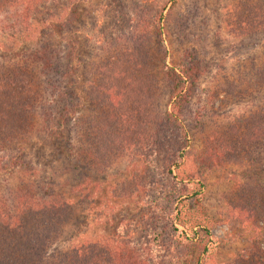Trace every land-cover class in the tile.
<instances>
[{"label": "rangeland", "instance_id": "obj_1", "mask_svg": "<svg viewBox=\"0 0 264 264\" xmlns=\"http://www.w3.org/2000/svg\"><path fill=\"white\" fill-rule=\"evenodd\" d=\"M61 3L67 1L59 3L63 8ZM72 5L82 15L74 21L77 30L61 28L54 36L63 60L79 69L72 79L87 75L85 69L95 73V65L113 59L117 69L125 71L118 85L126 89L116 98L117 104L129 108V113L139 106L143 110L123 123L114 113L110 117L101 113L99 101L88 97L93 87L80 82L81 88H75L83 101L70 113L76 130L73 157L82 144L98 155L102 168L94 178L102 183L103 192L92 201L80 202L53 249L102 237L124 238L137 247L138 256L150 257L151 264H178L188 250L170 224L177 191L184 184L203 185V202L213 228L208 251L197 264H253L255 260L263 264V0H72ZM139 5L142 10L136 8ZM164 5L161 32L167 55L153 23ZM15 18V13L0 12V80L5 75L3 64L11 69L22 64L25 55L20 52L29 46L11 29ZM137 22L143 27L133 39ZM138 36L147 40L141 54L149 67L146 71L126 52ZM66 53L70 54L67 60ZM190 55L201 63V75L180 124L175 125L166 120L172 107L171 83L162 66L183 63ZM33 83L13 77L0 82V105L12 110L24 97L43 94L58 116L63 104H55L43 79L36 88ZM71 102L79 103L74 98ZM99 121H105L107 128L96 130ZM67 123L56 126L65 134ZM153 133L156 146L148 144ZM63 135L60 142L48 144L43 141L47 133H42L40 140L33 138L34 145L26 146L43 177H61L68 160ZM7 153L2 150L0 157ZM175 161L181 162V168L170 170ZM68 175L65 172L63 178ZM81 179L71 178L74 183ZM17 182L13 172L0 171V197H8V189ZM114 187L126 196L123 192L121 198L112 199L105 191Z\"/></svg>", "mask_w": 264, "mask_h": 264}, {"label": "trees", "instance_id": "obj_2", "mask_svg": "<svg viewBox=\"0 0 264 264\" xmlns=\"http://www.w3.org/2000/svg\"><path fill=\"white\" fill-rule=\"evenodd\" d=\"M66 1L67 3H61L64 6L61 8L58 6L61 0H0V12L15 13L16 18L11 29L14 27L15 34L19 33L25 41H29V46L20 52L25 55L22 64H17L14 69L3 64L4 71L1 72H5V75L0 82L10 77L18 80L26 78L31 83L34 82L36 88L39 84L37 81L43 79L47 92L52 90L49 95L54 97L55 104H63L58 116L49 103V98L44 97L43 94L40 98L24 97L25 100L13 105L12 110L0 105V152L2 150L8 152L0 157V171L13 172L18 178L14 188L8 189V197H0V264H151L150 257L143 254L138 256L137 247L124 238L102 237L67 249H53L57 240L64 234L80 202L92 201L103 192L102 183L94 178V172L102 168L98 155L82 144L76 147L73 157V139L76 130L70 123V113L72 114L75 108L77 110L83 101L78 92H75L76 89L81 88L80 82L87 84V87H93L94 93L88 97L93 101H99L101 113L104 115L110 117L114 113L125 123L131 120L130 115L143 110V107L139 106L129 113V108L125 109L123 104H117L116 98L126 89L118 85V79L124 76L125 71L117 69L113 59L101 66L95 65V73L90 70L91 68L85 69L87 75L83 73L80 77L81 81L79 77L72 79L73 75L78 74L79 69L63 60L54 40L58 29L62 28L68 32L77 30L74 21L82 19L78 6H73L72 0ZM166 6L158 11L153 21L159 36L158 43L165 55L168 51L161 30ZM136 8L142 10V5ZM255 9L257 10L258 7ZM140 23L137 22V27L132 32L133 39L140 33L138 28L143 27ZM149 27V25L146 27V31ZM138 38L139 42L131 41L133 44L129 45L126 52L129 53V58L132 57L131 60L136 62L137 67H142L146 71L149 67H146L147 65L141 60V54L147 40H144V36ZM69 56L70 54L66 53V60ZM81 62L85 63L82 60ZM200 64L193 55H190L183 63L169 66L165 62L162 66L171 83L172 107L166 112V120L169 123L173 120L175 125L180 124L184 106L189 102L201 75ZM132 77L135 78L133 75ZM73 98L79 102L78 105L71 102ZM6 114L8 118L5 117ZM63 123L68 125L67 134L56 126ZM94 128L102 130L106 129L107 125L105 121H99L94 124ZM42 133H47L43 141L48 144L56 140L60 142L59 139L64 134L63 142L68 160L60 173L61 177H55L54 174L43 177L40 169L29 158L26 146L34 145L36 141L33 138L36 136V139L40 140ZM148 139L149 145H158L156 133L149 135ZM181 165V162L175 161L172 166L170 165V170L173 166L181 168ZM65 172L69 174L67 178H63ZM77 176L82 179L74 183L71 178ZM189 180L191 181L190 177ZM201 186L189 187L184 184L177 191L179 195L171 212L170 224L188 250L177 259L178 264H197L200 256L208 251L213 220L206 212ZM105 192L114 199L121 198L125 191L114 187ZM126 194L127 192L125 196ZM176 224L182 228L177 227ZM191 248L194 250L193 254L189 251ZM196 253L198 257L194 258ZM253 264L259 262L255 260Z\"/></svg>", "mask_w": 264, "mask_h": 264}]
</instances>
